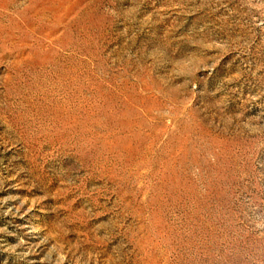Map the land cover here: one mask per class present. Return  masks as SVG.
Listing matches in <instances>:
<instances>
[{"label":"rangeland","instance_id":"rangeland-1","mask_svg":"<svg viewBox=\"0 0 264 264\" xmlns=\"http://www.w3.org/2000/svg\"><path fill=\"white\" fill-rule=\"evenodd\" d=\"M0 264H264V0H0Z\"/></svg>","mask_w":264,"mask_h":264}]
</instances>
